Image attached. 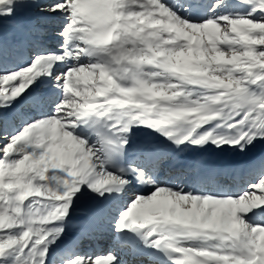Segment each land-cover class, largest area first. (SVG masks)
Returning <instances> with one entry per match:
<instances>
[{"label": "snow or ice", "instance_id": "snow-or-ice-1", "mask_svg": "<svg viewBox=\"0 0 264 264\" xmlns=\"http://www.w3.org/2000/svg\"><path fill=\"white\" fill-rule=\"evenodd\" d=\"M260 145L264 0H0V264H264Z\"/></svg>", "mask_w": 264, "mask_h": 264}, {"label": "bare ground", "instance_id": "bare-ground-1", "mask_svg": "<svg viewBox=\"0 0 264 264\" xmlns=\"http://www.w3.org/2000/svg\"><path fill=\"white\" fill-rule=\"evenodd\" d=\"M255 151H256L257 154H259L261 151H264V145L258 146V148ZM214 158H216V157H214ZM220 160H222V159H220ZM116 245H117V243H116ZM128 259H130L129 256H128Z\"/></svg>", "mask_w": 264, "mask_h": 264}, {"label": "rangeland", "instance_id": "rangeland-1", "mask_svg": "<svg viewBox=\"0 0 264 264\" xmlns=\"http://www.w3.org/2000/svg\"><path fill=\"white\" fill-rule=\"evenodd\" d=\"M92 254H93V253H92ZM103 256H105V255H100V256H94V255H93L94 258H96V257H100V258H102Z\"/></svg>", "mask_w": 264, "mask_h": 264}]
</instances>
